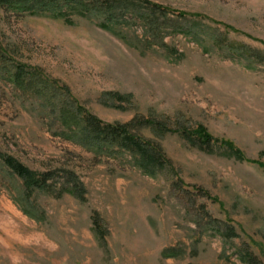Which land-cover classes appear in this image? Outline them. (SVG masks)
<instances>
[{
	"label": "rangeland",
	"instance_id": "rangeland-1",
	"mask_svg": "<svg viewBox=\"0 0 264 264\" xmlns=\"http://www.w3.org/2000/svg\"><path fill=\"white\" fill-rule=\"evenodd\" d=\"M46 6L0 5V264H264V0ZM70 116L125 128L162 165L83 145ZM198 127L240 155L200 151ZM74 185L83 200L61 193Z\"/></svg>",
	"mask_w": 264,
	"mask_h": 264
},
{
	"label": "trees",
	"instance_id": "trees-1",
	"mask_svg": "<svg viewBox=\"0 0 264 264\" xmlns=\"http://www.w3.org/2000/svg\"><path fill=\"white\" fill-rule=\"evenodd\" d=\"M30 0H0V5L12 8L13 10H25L28 9L27 4ZM54 0H38V5L41 8L47 7L46 5H50L53 3ZM37 7V6H36ZM20 70V69H19ZM18 70V71H19ZM16 79L21 82V72L19 71L16 74ZM22 84V82H21ZM73 119L72 124L70 125V131L76 135L81 136L83 133V138L81 143L86 146H93L95 147L98 152H101L106 147H111L113 145V141H120L118 145L122 148L135 149L139 154L138 161L135 164L138 168L142 169L143 173L148 176L155 175V166H161L162 164L157 159V155L154 154L153 148L150 144H144L139 139L128 136L127 131L125 128L122 127H100L101 123L97 121L93 117H88L86 128L80 133L77 127V123L74 116H70ZM71 121V120H70ZM74 127V128H73ZM75 129V130H73ZM90 130V131H89ZM85 131H89L87 134ZM119 135V136H118ZM185 138L196 148L200 151L211 153L213 151L214 146H219L223 148L225 151L232 152L235 155L239 156L240 153L232 146L231 143L224 141V140H217L212 138L206 130L202 127H198L196 130L192 131L191 133L185 132ZM91 140L87 142V140ZM104 147V148H103ZM237 153V154H236ZM4 164L10 169L13 173H15L23 183L25 189H39V190H48L49 186L47 184V179L45 176H39L30 170L24 168L20 164L16 163L12 158H4ZM264 166V165H263ZM61 193H70L74 196L78 197V199L83 200L82 190L78 186H73L72 188H64ZM33 209V207H30ZM24 213L28 216L33 215L31 210H24ZM95 229L97 232L100 231L98 226L97 219L94 220ZM231 232V231H230ZM232 235V232H231ZM177 254L173 252L171 249H167L163 252L162 256L165 258H172L175 257Z\"/></svg>",
	"mask_w": 264,
	"mask_h": 264
}]
</instances>
